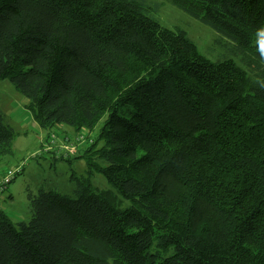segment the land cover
Wrapping results in <instances>:
<instances>
[{
	"label": "trees",
	"instance_id": "16d2710c",
	"mask_svg": "<svg viewBox=\"0 0 264 264\" xmlns=\"http://www.w3.org/2000/svg\"><path fill=\"white\" fill-rule=\"evenodd\" d=\"M171 3L234 58L209 61L142 0H0V81L40 128L87 132L88 172L130 203L89 182L29 192L28 222L0 211V264H264V0ZM14 138L0 113V162Z\"/></svg>",
	"mask_w": 264,
	"mask_h": 264
},
{
	"label": "rangeland",
	"instance_id": "374dc122",
	"mask_svg": "<svg viewBox=\"0 0 264 264\" xmlns=\"http://www.w3.org/2000/svg\"><path fill=\"white\" fill-rule=\"evenodd\" d=\"M147 13L161 26L183 32L196 46L198 52L211 62L234 58L226 50L230 45L225 38L212 28L192 18L186 12L176 8L171 0H142ZM263 37H256V42ZM27 99L21 96L8 80L0 81V113L6 124L15 133L12 154L0 162L3 170L17 171L15 178L0 193V211L13 222H28L31 212L27 195L38 190L53 191L63 196L75 198L74 190L78 183L89 182L91 192L99 194L112 202L118 210H124L130 203L123 200L99 173H89L84 153L89 147L84 139L76 140L87 132L74 133L73 129L63 124L52 130L40 128L33 120L32 113L26 108ZM104 118L99 122L92 135L95 138ZM64 132H67L66 134ZM55 136V144L50 146L47 138ZM90 137V136H89ZM68 139L69 150L59 147L63 139ZM102 142L96 144L100 148ZM73 152L70 153V148ZM104 165L103 163H100Z\"/></svg>",
	"mask_w": 264,
	"mask_h": 264
},
{
	"label": "built area",
	"instance_id": "2783aa9c",
	"mask_svg": "<svg viewBox=\"0 0 264 264\" xmlns=\"http://www.w3.org/2000/svg\"><path fill=\"white\" fill-rule=\"evenodd\" d=\"M85 139V135L84 134H82L81 136H79L78 138H76V140L78 141V142H80V141H82V140H84ZM48 144L50 145V146H53L54 144H55V136H51V137H48ZM69 144H68V139L67 138H64L63 139V142H62V145L59 147L61 150H63V151H67L68 152V150H69ZM73 147H71L70 148V153H72L73 152ZM17 172V171H16ZM15 171H7L6 172V174L4 175V179H3V182H2V184L3 185H6V184H8V183H10V181L14 178V176H15V173H16Z\"/></svg>",
	"mask_w": 264,
	"mask_h": 264
},
{
	"label": "clouds",
	"instance_id": "9594fccd",
	"mask_svg": "<svg viewBox=\"0 0 264 264\" xmlns=\"http://www.w3.org/2000/svg\"><path fill=\"white\" fill-rule=\"evenodd\" d=\"M259 33H264V25L257 29ZM262 59H264V54H262Z\"/></svg>",
	"mask_w": 264,
	"mask_h": 264
},
{
	"label": "crops",
	"instance_id": "0c3cea01",
	"mask_svg": "<svg viewBox=\"0 0 264 264\" xmlns=\"http://www.w3.org/2000/svg\"><path fill=\"white\" fill-rule=\"evenodd\" d=\"M65 134L67 133V132H64Z\"/></svg>",
	"mask_w": 264,
	"mask_h": 264
}]
</instances>
